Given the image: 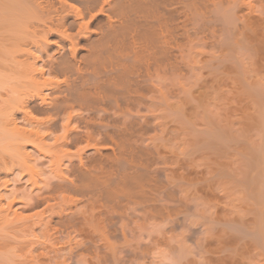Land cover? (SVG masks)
Returning a JSON list of instances; mask_svg holds the SVG:
<instances>
[{"label": "rangeland", "instance_id": "1", "mask_svg": "<svg viewBox=\"0 0 264 264\" xmlns=\"http://www.w3.org/2000/svg\"><path fill=\"white\" fill-rule=\"evenodd\" d=\"M249 2L261 24L196 44L189 77L164 80L155 107L131 111L149 121L137 134L142 185L112 198L51 193L65 219L40 225L36 201L55 180L49 160H37L43 190L26 172L9 176L4 205L15 199L12 209L34 217L0 211V264H264V0ZM92 143L70 152L90 154Z\"/></svg>", "mask_w": 264, "mask_h": 264}, {"label": "bare ground", "instance_id": "2", "mask_svg": "<svg viewBox=\"0 0 264 264\" xmlns=\"http://www.w3.org/2000/svg\"><path fill=\"white\" fill-rule=\"evenodd\" d=\"M249 1L0 0V204L12 174L26 172L42 189V157L55 180L36 201L40 225L65 219L51 193L112 198L142 185L149 173L137 134L149 121L131 111L155 107L164 80L189 77L196 44L214 46L236 27L261 24ZM84 141L93 142L90 154L70 152ZM14 200L0 211L9 215Z\"/></svg>", "mask_w": 264, "mask_h": 264}]
</instances>
